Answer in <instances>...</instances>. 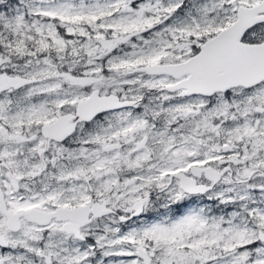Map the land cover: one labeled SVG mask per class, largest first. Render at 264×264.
Here are the masks:
<instances>
[{
    "label": "snow or ice",
    "instance_id": "snow-or-ice-1",
    "mask_svg": "<svg viewBox=\"0 0 264 264\" xmlns=\"http://www.w3.org/2000/svg\"><path fill=\"white\" fill-rule=\"evenodd\" d=\"M0 264H264V0H0Z\"/></svg>",
    "mask_w": 264,
    "mask_h": 264
}]
</instances>
